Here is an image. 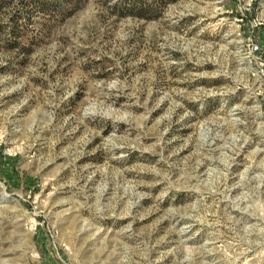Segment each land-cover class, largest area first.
I'll list each match as a JSON object with an SVG mask.
<instances>
[{"label": "rangeland", "instance_id": "rangeland-1", "mask_svg": "<svg viewBox=\"0 0 264 264\" xmlns=\"http://www.w3.org/2000/svg\"><path fill=\"white\" fill-rule=\"evenodd\" d=\"M68 2L0 0V264H264V0Z\"/></svg>", "mask_w": 264, "mask_h": 264}, {"label": "built area", "instance_id": "built-area-1", "mask_svg": "<svg viewBox=\"0 0 264 264\" xmlns=\"http://www.w3.org/2000/svg\"><path fill=\"white\" fill-rule=\"evenodd\" d=\"M249 53L253 56L254 60H258L260 64V72L264 78V41H251L249 43Z\"/></svg>", "mask_w": 264, "mask_h": 264}, {"label": "trees", "instance_id": "trees-1", "mask_svg": "<svg viewBox=\"0 0 264 264\" xmlns=\"http://www.w3.org/2000/svg\"><path fill=\"white\" fill-rule=\"evenodd\" d=\"M73 2H68V0H52V4L56 5V6H60L62 11H64V8H62V7L68 6V5H70V3H73ZM73 5H74V3H73Z\"/></svg>", "mask_w": 264, "mask_h": 264}]
</instances>
